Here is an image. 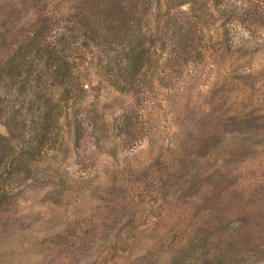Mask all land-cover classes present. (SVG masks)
<instances>
[{
	"label": "rangeland",
	"instance_id": "obj_1",
	"mask_svg": "<svg viewBox=\"0 0 264 264\" xmlns=\"http://www.w3.org/2000/svg\"><path fill=\"white\" fill-rule=\"evenodd\" d=\"M207 9L186 55L145 24L165 43L131 81L72 35L68 102L0 79V264H264V27L226 44Z\"/></svg>",
	"mask_w": 264,
	"mask_h": 264
},
{
	"label": "trees",
	"instance_id": "obj_2",
	"mask_svg": "<svg viewBox=\"0 0 264 264\" xmlns=\"http://www.w3.org/2000/svg\"><path fill=\"white\" fill-rule=\"evenodd\" d=\"M207 5L218 13L223 43L230 42L227 30L232 22L246 28L264 27V0H13V9H0V52L6 51L0 58V79L21 89L29 82L40 85L46 80L61 87L60 103L68 102L75 74L66 35H72L117 54L120 69L131 81L155 53V43H165L159 33L156 41L149 34L152 45L147 44L144 25L155 23L159 32V25L182 31L186 55L195 32L209 17ZM132 104L131 97L120 115L123 131L133 126ZM45 115L51 118L52 107Z\"/></svg>",
	"mask_w": 264,
	"mask_h": 264
}]
</instances>
